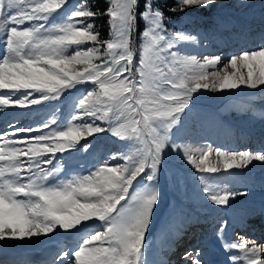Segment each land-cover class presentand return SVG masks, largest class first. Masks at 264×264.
Returning a JSON list of instances; mask_svg holds the SVG:
<instances>
[{"label":"snow or ice","instance_id":"6c2138e0","mask_svg":"<svg viewBox=\"0 0 264 264\" xmlns=\"http://www.w3.org/2000/svg\"><path fill=\"white\" fill-rule=\"evenodd\" d=\"M105 2L109 6L100 12L86 0L72 7L69 0H0V110L57 101L73 108L67 124L55 115L35 127L15 128L9 121L12 131L0 134V243L46 237L57 249L45 264H148L146 237L168 151L201 174V194L217 207L248 193L230 189L226 178L214 174L264 164V151L193 148L172 139L201 90L264 92V31L257 47L231 55L217 69L219 55L181 53L182 44L199 42L197 36L169 32L171 18L157 0H144L143 11L140 0ZM219 2L176 0L169 11ZM97 16L109 18L108 39L94 28ZM137 17L144 23L138 59ZM102 133L120 142V149L102 156L88 174L69 175L74 154L90 151L88 137ZM227 227L228 221L221 222L217 237L229 264H264V243L239 234L229 241ZM201 255L190 250L182 259L203 264Z\"/></svg>","mask_w":264,"mask_h":264},{"label":"rangeland","instance_id":"374dc122","mask_svg":"<svg viewBox=\"0 0 264 264\" xmlns=\"http://www.w3.org/2000/svg\"><path fill=\"white\" fill-rule=\"evenodd\" d=\"M163 1L157 0V6L161 8L165 16L171 18L166 22L168 31L183 30L196 35L199 41L196 44H182L180 46L181 53L196 55L198 58L219 55L222 62L217 66V69H223L224 61L231 55L257 47L259 44L258 34L264 31V0H220L218 4L209 9H189L186 13H173L169 11L171 8L165 9L167 7L164 6ZM80 2L81 0H69L67 7H72V5ZM86 2L92 6L91 2L94 0H86ZM143 8L144 0H140L138 11H143ZM96 18L93 21L94 28L101 33L102 40H105L107 32L101 30L102 23ZM137 19V31L133 34V42L137 49L138 59L139 34L144 28V23L139 21V17ZM27 26L26 24L21 27ZM213 70L209 69V71ZM228 71L231 72L232 69L229 68ZM86 87H91V85L80 86L82 90ZM244 92L246 94H239V89L224 92L201 90L195 94L191 109L182 117L181 125L177 126L179 131L174 130L172 139L177 143L193 148L210 145L213 148L227 151H264V120L261 119V116H264V92L258 89H244ZM79 94L77 93V95ZM38 108L43 110L36 111ZM17 109L1 110L9 114L21 112L18 117L10 120L15 128L35 127L42 123L43 119L51 118L52 115H55L58 123L67 124L73 114V108L68 101L63 103L52 102L43 106H34L32 109ZM0 116H2L1 112ZM4 120L5 118L0 117V134L12 131L9 123L2 126ZM96 123L100 122L97 121ZM251 132L254 133L252 135L254 138H248ZM258 133H263V135L258 138ZM35 134L32 133L31 135ZM21 136H29V134H21ZM204 136L209 140L208 143L203 138ZM88 140L92 141L94 147L88 152L74 154V158L66 166L69 175L88 174L89 169L102 156L120 149V142H115V138H111L108 134H97L88 137ZM256 140L259 141L256 142ZM59 155L57 154V157ZM64 155L67 156L68 154L65 153ZM97 155L100 158L96 159ZM210 159L215 160L216 157L213 155ZM165 160L164 172L159 180L160 202L146 237L148 264L152 262L160 264L161 261H166L167 264H185L182 259L185 252L179 250V252L171 253L168 251V245L170 239L180 238L181 231L185 230V223L191 221L194 222V227L197 230L190 236L188 242L192 240V245L185 251L199 249L202 253L200 260L203 261V264H222L223 260L229 263L228 254L222 248V241L217 237V229L221 226V222L228 221V217L225 214L219 215L214 211H204L207 205L209 207L214 205L206 202L201 194V186L197 179L201 174L187 164L181 158V154L168 151ZM253 174L254 176H252ZM261 174H264V164L253 161L245 169L232 170L231 175L223 171L214 175L226 178L224 182L232 190L247 191L248 195L237 196L230 201L233 203L253 196L264 199V185L249 182L250 179L255 178V175ZM232 209L230 206L222 208L223 211L227 212V215L229 214L227 210L232 212ZM255 215L250 212L249 218ZM235 231V227L228 221L225 236L229 241L237 239L239 232L236 231L235 233ZM257 241L264 243V239ZM32 242L33 245L44 246L52 241L46 237H41L32 240ZM66 243L71 246L73 240H68ZM222 258L224 259L222 260Z\"/></svg>","mask_w":264,"mask_h":264},{"label":"bare ground","instance_id":"6f19581e","mask_svg":"<svg viewBox=\"0 0 264 264\" xmlns=\"http://www.w3.org/2000/svg\"><path fill=\"white\" fill-rule=\"evenodd\" d=\"M17 109V108H16ZM18 110V109H17ZM0 112L2 113V116H0V117H3V118H5V120H7V119H12V118H10V117H14V116H19L20 114H21V112H18L19 113V115H13V113L12 114H9L8 112H6V113H4V112H2L1 110H0ZM7 114H9V115H7ZM7 115V116H6ZM8 117V118H7ZM207 142L209 141L208 139L206 140ZM259 140H256V142H258ZM255 142V143H256ZM252 176H254V174L252 175ZM250 181H252V182H254L255 184H261V185H264V174H261V175H255V178H252V179H250L249 180V182ZM241 201H248L250 204H253L254 202H258V203H262V204H264V199H258V198H256V197H246V198H244V199H240ZM241 201H239V202H241ZM238 201H235L234 203H237ZM233 203V204H234ZM230 207H232V206H230ZM257 207H259L260 208V206H257ZM223 208V207H222ZM222 208H221V210H222ZM233 209H232V212L231 211H229V210H227L228 211V217L231 219V221L232 220H235V219H237V220H240V215L238 214V213H236L235 211H234V207H232ZM227 213V212H226ZM257 219V218H256ZM256 219H254V218H252V219H250V220H252L250 223H253L254 222V220H256ZM46 240V239H45ZM19 242V241H18ZM202 242H204V241H202ZM11 243V242H10ZM33 243V242H32ZM45 243V242H44ZM47 243V242H46ZM257 243H259V242H257ZM5 245H7V246H11V247H13L12 245H10L9 243H7V242H5L4 243ZM34 244V243H33ZM40 244V243H39ZM202 245H203V243H201ZM206 245V244H205ZM191 250V249H190ZM184 252H186V251H184ZM209 253V252H208ZM205 256V255H204ZM224 258H222V260H223ZM150 264H154L153 262L152 263H150ZM216 264V263H215ZM222 264H229L228 262H226L225 260H223V262H222Z\"/></svg>","mask_w":264,"mask_h":264},{"label":"trees","instance_id":"16d2710c","mask_svg":"<svg viewBox=\"0 0 264 264\" xmlns=\"http://www.w3.org/2000/svg\"><path fill=\"white\" fill-rule=\"evenodd\" d=\"M91 3H92L91 9L93 11L99 10L100 12H103L108 7V4L105 2V0H94V2H91ZM163 4H164V6L166 5V7H167L165 9L172 8V7L175 6L176 0H164L163 1ZM108 19L109 18L107 16H97V18H96L97 21H100L102 23L101 30L107 32V38L109 37ZM100 39L101 40L103 39L101 37V33H100ZM203 138H205V141L207 140L206 136H204Z\"/></svg>","mask_w":264,"mask_h":264}]
</instances>
